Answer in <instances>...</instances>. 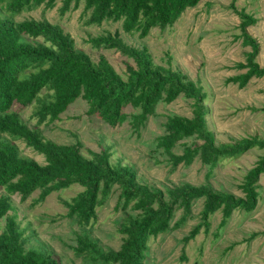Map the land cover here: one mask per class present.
<instances>
[{"label": "trees", "instance_id": "16d2710c", "mask_svg": "<svg viewBox=\"0 0 264 264\" xmlns=\"http://www.w3.org/2000/svg\"><path fill=\"white\" fill-rule=\"evenodd\" d=\"M56 0H0V264H59L52 252L40 245L30 244L25 229L16 220L10 195L24 201L38 191L32 204L42 202L51 192L70 185L81 190L69 199H62L65 216L79 228L74 234L73 253L92 264H145L150 237L174 229L190 218L194 201L202 199L197 222L181 238L183 245L198 234L207 231L209 217L218 211V228L235 210L251 212L258 199L256 182L264 175V138H245L232 143H216L205 121L207 109L201 87L179 70L155 65L145 47L127 45L115 30L90 38L94 47L112 48L130 60L125 64L122 78L103 57L92 60L83 50L76 48L73 39L62 28L46 19L14 16L38 6L51 9ZM200 0H60V14L75 9L82 3L86 25H99L106 20L119 21L124 33L138 31L145 37L153 27L163 29L171 25L186 9ZM230 0L228 8L238 17L241 44L248 46L244 60L234 64L242 73L227 81L244 86L251 77H264V66L255 61L258 43L248 32L255 18L236 9ZM181 95L191 100V116L169 114L163 122V134L155 138V149L166 157L172 169L189 165L197 157L211 170L227 158H236L246 150L262 149L255 165L243 175L242 196L213 189L209 184L179 183L166 189L149 186L137 180L135 171L127 164L111 162L108 148L92 153L80 152L81 144H61L47 140L39 126L59 118L77 98L84 100L86 114L114 127L129 118L134 132L154 115L158 102L170 103ZM17 108L32 106L28 126ZM13 107V108H12ZM137 110L127 114L124 108ZM183 138H192L176 154L172 148ZM24 146L42 156L44 163L22 155L15 144ZM115 188V208L121 216L116 223L120 234L117 249L103 250L85 231L95 222L97 207L103 204ZM129 210V211H127ZM180 210L173 220L174 212ZM251 235L249 238H251ZM248 238V239H249ZM179 258H184L183 251Z\"/></svg>", "mask_w": 264, "mask_h": 264}, {"label": "rangeland", "instance_id": "374dc122", "mask_svg": "<svg viewBox=\"0 0 264 264\" xmlns=\"http://www.w3.org/2000/svg\"><path fill=\"white\" fill-rule=\"evenodd\" d=\"M230 0H200L194 7L186 8L178 18L163 29L153 27L148 34L138 37V31L124 33L119 21L106 20L99 25H86L87 15L82 14V3L77 8L60 14V0L51 9L40 5L14 16V20L25 18L46 19L59 25L73 39L76 48L83 50L92 60L103 56L113 69L124 78L125 64L129 59L112 48L94 47L90 38L117 31L121 40L135 48L145 47L155 65L170 66L196 82L205 94L203 103L207 109L205 121L213 133L216 143H232L245 138H264V77H251L242 87L227 81V78L242 73L244 69L234 64L244 60L248 46L241 44L238 17L228 8ZM235 8L244 10L255 18L247 32L255 38L259 49L255 61L264 66V0H236ZM191 100L181 95L170 103L158 102L154 115L148 116L144 125L134 132L127 117L121 124L111 127L94 116L86 114V104L77 98L49 124H41L43 137L55 143L81 144L80 152L90 157L91 152L108 148L110 161L127 164L135 171L137 180L162 190L179 183L194 185L209 184L213 189L242 196L240 189L243 175L253 167L262 154V149L250 148L236 158L219 161L211 170L194 157L189 165L170 167L165 155L155 149V138L163 134L166 115L191 116ZM13 108V107H12ZM32 106L17 108L21 119L28 126L35 122L30 119ZM127 114L137 110L126 107ZM192 138H183L172 148L181 153L182 145ZM20 153L43 164L41 155L16 140ZM258 199L255 208L248 213L232 212L225 225L218 228L220 213L209 217L207 231L199 230L185 245L181 238L198 220L202 199L194 201L191 216L184 224L150 237L145 264H264V175L256 182ZM81 187L75 184L57 192H51L37 204H32L38 191L35 190L24 201L16 194L10 195L16 220L28 236L26 246L40 245L52 252L59 264H92L75 255L70 246L74 234L79 230L72 219L65 216L66 208L62 199H69ZM117 190H113L97 207V217L85 231L103 250L117 249L120 234L116 223L121 216L115 208ZM129 211V210H127ZM180 210L174 212V221ZM3 217L0 218V230ZM253 235L251 238H249ZM249 238V239H248ZM183 251L184 258H179Z\"/></svg>", "mask_w": 264, "mask_h": 264}]
</instances>
